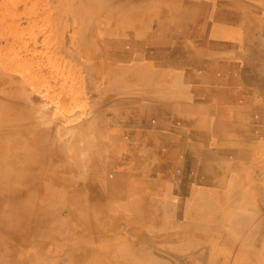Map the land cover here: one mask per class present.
Returning a JSON list of instances; mask_svg holds the SVG:
<instances>
[{
	"label": "bare ground",
	"instance_id": "1",
	"mask_svg": "<svg viewBox=\"0 0 264 264\" xmlns=\"http://www.w3.org/2000/svg\"><path fill=\"white\" fill-rule=\"evenodd\" d=\"M86 7L90 10L87 18L75 10L74 41L80 38L82 45L98 49L101 56L111 47L109 51L126 59L125 64L112 67L114 73L101 77L95 88L83 81L87 86L81 89L74 75L71 86L78 87V92L74 96L66 90L60 97L58 92L52 95L55 87L41 84L38 76L26 88L19 83L25 80V73L20 77L0 71L3 79L14 76L13 83L8 82L13 85L11 100L32 108L31 114L22 113L20 123L28 128L30 135L25 134L36 140L41 160L48 155L61 161L56 167L50 159V172H55L52 182L42 179L43 186L52 183L57 187L44 192L39 201L42 221L48 226L47 219L58 218L48 228L55 230L59 224L62 230L70 227L71 234L83 233L88 225L97 231L94 240L81 235L71 242L74 253L83 251L79 257L67 256L71 250L62 257L43 255L36 264H74L75 258L76 264H264V0H93ZM94 18L102 20L96 22L97 41L90 33L92 26L90 30L82 27L83 20L88 23ZM175 45L196 60L208 52L219 57L214 61L200 58L190 74L166 71V64L160 61ZM64 52L68 56L67 49ZM38 63L43 72L47 70ZM84 72L88 74V68ZM61 86L68 87L67 83ZM116 96L120 99L111 105L109 101ZM7 117L5 110L0 112V130L10 131L16 125L10 124L13 119L4 122ZM8 143L10 149L0 158V193L5 191V185L1 186L5 182L11 183L14 193L7 189L11 197L0 202V226L11 231L21 222L14 216L15 208L24 207L22 212L32 216L36 203L28 200L34 193L30 194L23 175L28 163L19 158L38 154H32L33 150L19 153L23 146L14 149ZM75 145L80 146L76 153ZM110 148L114 150L111 158L107 154ZM68 162L72 168L67 174L77 178L75 185L82 189L69 203L61 192L71 184L64 173ZM149 174L152 179L142 178ZM173 180L179 181L180 199L170 195ZM55 195L56 200H48ZM90 197L97 204L93 208L82 205ZM63 212H67L66 218L59 217ZM2 255L0 251V264Z\"/></svg>",
	"mask_w": 264,
	"mask_h": 264
},
{
	"label": "rangeland",
	"instance_id": "2",
	"mask_svg": "<svg viewBox=\"0 0 264 264\" xmlns=\"http://www.w3.org/2000/svg\"><path fill=\"white\" fill-rule=\"evenodd\" d=\"M13 2L10 4V2ZM16 1V2H15ZM31 1H34V2H31ZM41 1V3H40ZM43 1V2H42ZM44 1H46L47 3H45ZM50 0H26V4L24 2V0H1L0 1V14L1 15H4V16H1L0 17V40H3L0 45V48L2 46V48L0 49V71H8L9 73H15L14 76H17V75H21L23 76V74L25 73L26 75V78L25 80L23 81H19L20 83V86L23 87V86H26V88L28 87V85H31V82L36 78L39 77V79L37 80H40L41 84L44 83L47 84L46 87L49 85H53L55 88L52 89V95H54L55 93H57L58 96H62L65 94L66 90L69 92H67L68 95H76V93L78 92L77 88H73L71 86V79L73 78L72 76L75 75V81H76V84H78V86L80 85V87H82L81 89H85L87 84L92 85L93 88H95L97 86V83L101 80V77L102 79H104L105 76H107L110 72V74L114 73V71H111L112 67L113 66H120L123 64H125L126 62V59L123 57V56H119L121 55V53L119 52H111L109 51L111 49V47L108 48V53L105 55V56H101V52L98 50V49H93L91 46H84L81 44L82 41H80V38L78 39L77 42L74 41V37H73V34L75 33V27H74V22H73V18H74V15H75V10H79V14L81 15V17H84L86 16L89 17V13H90V10L87 9V5L89 3H92L93 0H51L50 2H48ZM72 1V2H71ZM2 2V3H1ZM22 2V3H20ZM8 3V4H7ZM15 3H16V6H15ZM19 3V4H18ZM35 5H34V4ZM43 3V5H42ZM79 3L81 5H79ZM84 3V4H83ZM32 4V5H31ZM7 5V6H6ZM14 5V6H13ZM20 5V6H19ZM30 5V6H28ZM40 7H39V6ZM9 6V8H8ZM20 8H19V7ZM49 7L50 9H47L46 8ZM15 7V8H13ZM23 7V8H22ZM39 7V8H38ZM79 7V8H78ZM12 8V9H11ZM29 9V10H26V9ZM52 8V9H51ZM67 8V9H66ZM8 9V10H7ZM37 9L39 11V14L37 15ZM87 9V10H86ZM6 10H7V13L9 14L10 11V16L6 13ZM14 10V12H13ZM20 10V11H19ZM32 10H36V13L33 15L31 12ZM46 10V11H45ZM65 11V12H64ZM40 12H42V17L43 18L41 19V14ZM49 12V14L47 15V13ZM91 12H92V9H91ZM4 13V14H3ZM18 13V15H17ZM26 15L24 16L23 14ZM32 15H31V14ZM45 13V14H44ZM51 13V14H50ZM54 13V15H53ZM70 13V14H69ZM7 16H6V15ZM30 14V16H29ZM22 15V16H21ZM45 15V16H44ZM8 18H6V17ZM29 16V18H28ZM31 16H33L32 18H34L35 20H33L31 18ZM38 16V17H37ZM16 17V18H15ZM25 19H23V18ZM36 17V18H35ZM40 17V19H39ZM49 17V18H47ZM51 17V18H50ZM72 19H71V18ZM94 15L92 16V19H93ZM5 18V19H3ZM22 18V19H21ZM3 19V20H2ZM38 22H37V20ZM92 19L90 20V22H86V20H83L85 21L83 24H82V27H84L85 29H89L90 30V27L89 26H92L93 28L90 30V33H91V36L93 38L94 41H97L99 38H100V34L99 35H96V32L95 30L97 31V26L96 24L98 23V20L99 19H95L93 20L92 22ZM20 20V21H19ZM48 20V21H47ZM53 20V21H52ZM5 21V22H4ZM19 21V22H18ZM25 23H23V22ZM29 21V22H28ZM40 21V22H39ZM42 21V23H41ZM43 21L45 23H43ZM50 21V22H49ZM63 21V22H62ZM100 22H102V20H99ZM18 22V23H17ZM33 24H31V23ZM49 22V24H48ZM62 22V23H61ZM97 22V23H96ZM5 23V24H4ZM20 23V24H19ZM40 24V25H37ZM6 24H9V25H6ZM19 24V25H18ZM28 24V25H27ZM31 24V25H30ZM34 24H36V26H34ZM5 25V26H4ZM12 25V26H11ZM14 25V27H13ZM46 25V26H45ZM29 28H28V27ZM34 26V27H33ZM39 26H42V27H39ZM6 29V31H4L3 29L4 28ZM8 27V28H7ZM28 29H27V28ZM38 27V28H37ZM51 27V28H50ZM9 28L11 29V31H9ZM13 28V29H12ZM34 28V31L32 30ZM39 28H41L42 30H39ZM60 28V29H59ZM3 33H2V31ZM21 29L22 32H21ZM26 29V30H25ZM44 29V30H43ZM47 29V30H46ZM49 29V30H48ZM51 29V30H50ZM25 30V31H24ZM56 30V32H55ZM70 30V31H69ZM29 31V32H28ZM33 32V34L31 35V33ZM41 33H40V32ZM45 31V33H43ZM47 31H49L47 33ZM68 31V32H67ZM13 32V33H11ZM17 32H20V33H17ZM35 32H38V34L40 33L41 36H39L38 34H36ZM54 32V34H53ZM71 32V33H70ZM94 32V33H93ZM2 33V34H1ZM27 33V34H26ZM29 33V34H28ZM66 33V34H65ZM99 33V32H97ZM8 34V35H7ZM10 34V35H9ZM50 34V35H49ZM2 35H6L7 37L4 38ZM17 38H16V36ZM24 35V36H23ZM32 37H31V36ZM52 35V36H51ZM1 36H2V39H1ZM20 36V37H19ZM35 36V37H34ZM45 36V37H43ZM9 37V38H8ZM28 39H27V38ZM30 37V38H29ZM43 37V38H42ZM50 37V38H49ZM12 38V39H11ZM16 38V39H15ZM24 38V39H22ZM47 39V41L45 39ZM5 39V40H4ZM9 39V40H8ZM14 39V40H13ZM22 40V41H17V40ZM32 39V41H31ZM53 41H52V40ZM55 39V40H54ZM67 39V40H66ZM13 40L12 43H9ZM35 40V41H34ZM43 40V41H42ZM74 42H73V41ZM24 41V42H23ZM57 41V42H56ZM60 41V42H59ZM15 42V43H14ZM24 45H23V43ZM32 44H30V43ZM50 42V43H49ZM63 42V45L61 44ZM9 45H6L8 44ZM20 43V44H19ZM39 43V44H38ZM43 43V44H42ZM53 43V44H52ZM73 43V44H72ZM11 44L13 46H11ZM18 44L20 45L18 47ZM22 44V45H21ZM26 44H28V47H26ZM34 44V46H33ZM37 44V45H35ZM51 44V45H50ZM61 44V45H60ZM69 44V45H68ZM72 44V45H71ZM78 44V46H77ZM178 44V43H177ZM45 46L44 48L41 46ZM53 45V46H52ZM55 45V46H54ZM60 45V46H59ZM71 45V46H70ZM16 46V47H15ZM37 46V47H36ZM41 46V47H40ZM47 46V47H46ZM51 46V47H49ZM57 46V47H56ZM62 46V47H61ZM64 46L66 48H64ZM10 47V48H9ZM15 47V49L13 48ZM25 48L26 50L24 49H21V48ZM29 47H34L33 49L32 48H29ZM80 47V48H79ZM7 48H9L7 50ZM29 48V49H28ZM48 48V49H46ZM64 48V49H63ZM83 48V49H82ZM85 48H88L85 49ZM2 49H5L3 51ZM12 49V50H11ZM14 49V50H13ZM20 49L23 51L20 52ZM37 49V50H36ZM50 49V50H49ZM65 49H67L68 51V56H66V53L64 52ZM73 49V50H72ZM79 49V50H77ZM82 51H81V50ZM17 50V52H16ZM30 50V51H29ZM33 50V51H32ZM35 50V52H34ZM50 51L51 54H49L50 52H46V51ZM14 52L15 53H12L11 52ZM26 51V52H25ZM45 53H43V52ZM10 52V53H9ZM19 52V55L18 54ZM32 52L33 55H31L30 53ZM37 52H38V55L37 56ZM40 52V53H39ZM60 52H64L65 55H61ZM71 52V53H70ZM85 52V53H83ZM87 52V53H86ZM205 52V51H203ZM5 53V54H4ZM7 53V54H6ZM29 53V54H28ZM48 53V54H47ZM59 53V54H58ZM80 53V54H79ZM116 54L118 56H115L113 54ZM10 54V55H9ZM25 54V55H23ZM55 54V55H54ZM83 54V55H82ZM110 54V55H109ZM3 55V56H2ZM6 55V56H5ZM12 55V56H11ZM18 58H17V56ZM23 55V56H22ZM30 57V59H27L26 57ZM75 58H73L74 56ZM82 55V56H81ZM85 55V56H84ZM112 55V56H111ZM166 55V56H164ZM163 58L164 60L160 61L162 65L166 64V67L164 68L166 71H179V72H183V74L185 73H188L189 70L191 71V73L193 72V70L197 67V63L200 61V58H205L206 60L208 61H214V60H218V57L219 55L218 54H211V53H207L206 55L203 54V56H200L199 60H196V58L194 56H192L190 53L188 52H184V50H182L181 48L179 49L177 47V45L174 46V50L173 52H167L166 54H164ZM7 58H5V57ZM34 56V57H33ZM41 56H44V57H41ZM49 56H52L51 58ZM57 57V58H54ZM64 56V57H63ZM13 57V58H10ZM16 57V58H15ZM71 57V59L69 60V58ZM15 58V59H14ZM21 58H25V60L21 59ZM39 58V59H38ZM49 58V59H48ZM58 58H61V60H59ZM64 58V59H63ZM65 58H67V61H64L66 60ZM86 58V60H85ZM4 59V60H3ZM8 60V62L6 63V61ZM10 59V61H9ZM18 59V60H17ZM32 59V60H31ZM42 59V60H41ZM47 59V60H45ZM52 59V60H51ZM76 59V60H75ZM59 60V61H58ZM63 60V61H62ZM3 61V62H2ZM18 63H17V62ZM31 61V63H30ZM41 62L43 64V68H47V70H44V72L42 71V68L38 65L39 63L38 62ZM49 61V62H48ZM77 61V62H76ZM110 61V62H109ZM14 62V63H13ZM22 62V63H21ZM48 62V64H47ZM54 62V64H53ZM63 62V63H62ZM66 62V63H65ZM76 62V63H75ZM90 62V63H89ZM92 62V63H91ZM106 64H105V63ZM113 62V63H112ZM115 62V64H114ZM197 62V63H196ZM10 63V65H9ZM13 63V64H12ZM17 63V65L19 64V67L15 64ZM26 63L29 65H27L26 68H24L26 66ZM35 65H34V64ZM50 63V64H49ZM83 65H81V64ZM88 63V64H87ZM5 64V65H4ZM7 64V65H6ZM34 67H32L31 65ZM47 64V65H46ZM57 64V65H55ZM65 64V65H64ZM67 64V66H66ZM68 64L70 65V67L68 66ZM172 64H174L173 66H171ZM3 65V66H2ZM13 65V67H12ZM21 65V66H20ZM23 65V67H22ZM61 65H64V66H61ZM75 65V66H74ZM81 65L83 68V70L81 69ZM168 65V66H167ZM170 65V66H169ZM31 66V67H30ZM38 66V67H37ZM45 66V67H44ZM51 66V67H49ZM4 67V68H2ZM7 67H9L8 69H6ZM12 67V68H11ZM17 67V68H16ZM22 67V68H21ZM48 67H49V70H48ZM58 67V68H57ZM174 67V68H173ZM28 68V70H27ZM32 68V69H31ZM40 69V71L38 69ZM53 68V69H51ZM54 68H55V71H54ZM61 68V69H60ZM84 68H88V74H86L84 72ZM23 69L22 72H20L21 70ZM26 69V71H25ZM30 69V70H29ZM36 69V71H35ZM57 69H58V72H57ZM63 69L65 70V72H63ZM70 69V70H69ZM11 72H10V71ZM33 70V71H32ZM184 70V71H183ZM14 71V72H13ZM16 71V72H15ZM25 71V72H24ZM32 71V72H31ZM47 71H50V75L49 76H52V77H48V73ZM61 72V74H59ZM69 72L67 74V72ZM82 71V72H81ZM102 71H104L103 73H101ZM28 72V73H27ZM40 72V74L38 73ZM42 72V74H41ZM52 72H55V73H52ZM81 72V73H80ZM96 72V73H95ZM27 73V74H26ZM34 73V74H33ZM66 73V74H65ZM76 73V74H75ZM102 75H101V74ZM46 74V75H45ZM55 74H59V75H55ZM80 74V79L76 78V75L79 76ZM82 74L84 76H82ZM190 74V72H189ZM13 75V74H12ZM12 75L8 76L7 79H3V77L1 76L0 77V101L2 103V105H0V112L5 110L7 113H8V117L7 119H9L7 121V119L4 121V122H9L11 119H13V121L10 123V124H16L14 125L11 130H5V129H2L0 130L1 134H0V138L2 137V139H0V143L1 145L2 144H6V142L10 143L12 147L15 149V147H21L20 149V152L23 150L24 154H27L29 152V150H33V153L32 154H38L36 156V158H25L24 157H20L19 159L23 161H26L28 164L26 165V168H24L23 170V175L25 174V183L29 185L30 187V194H32V197L33 198H30L28 200H31L32 203L31 204H34V208L35 211L33 212L32 216H29L28 214H25L23 213L22 209L21 208H24V207H19L17 206V208H15V212H14V216L21 219V222L19 225H13L12 226V230L11 231H7L5 229H2V227L0 226V251L3 252L4 255H2V264H36V261L38 259H41L44 256H55V254H57V257H62L63 255L66 256V254L68 252H70L72 250L71 248V242H76V238L77 236H81V235H84L85 237H88V238H95V233L97 232L95 230V232L93 230H91V227L88 225L87 227H83V233L84 232H87V233H79L78 232H74V233H70V231L72 230L70 227L66 230H62L60 229L59 227V224L58 225H55L57 226V229H53L52 226H50L48 228L49 225H51L54 221H56L58 218H50V219H47L46 221L49 222L48 223V226L46 224V222L42 221V216L39 215V212H40V209L38 207V204H39V201L40 199H43L41 198L43 195H44V192L46 193H49V191H56L57 187H55L54 184L51 183V185L48 187H45L43 186V182H42V179L43 180H47L48 181H51L52 182V177L55 176V172H50L52 166L50 165V159H52V161L54 162L53 164H55V166L57 167L58 164H60V160L58 162V158H55V157H52L50 158L48 155H46L42 160L40 158V151H39V148L36 144V140L33 141L31 136H29V132H28V128L24 125V123H20V119L22 117V113H23V116H26L28 114H31L32 113V108H29V107H26V106H21L17 101L16 102H13L11 100V97L12 96H9V95H12V94H9V93H12V87L13 85H10L9 83H13V77H11ZM35 75V76H34ZM40 75V76H39ZM61 75V76H60ZM70 75V76H69ZM20 76V77H21ZM38 76V77H36ZM66 77V78H63ZM68 76V78H67ZM87 76V78H86ZM97 76V77H96ZM60 78L58 79V81L56 80L57 78ZM44 78V79H43ZM55 78V79H54ZM62 78V79H61ZM86 78V79H85ZM31 79V80H30ZM53 79V81H52ZM67 80L65 82V80ZM62 80L64 85L65 83H67L68 87L64 88L61 86V84L63 85V83H61ZM96 80V81H95ZM5 83H4V82ZM30 83H29V82ZM46 81V82H44ZM49 81H52L50 82L51 84H49L48 82ZM57 81V82H55ZM88 81V83H83ZM9 82V83H8ZM82 82V83H81ZM108 82H111V77L109 76L108 78ZM4 83V84H3ZM14 83L17 85L18 81H14ZM25 83V84H24ZM55 83H57L58 85H56ZM60 83V84H59ZM70 83V85H69ZM8 85V86H7ZM23 85V86H22ZM84 85H86L84 87ZM4 86L6 87V89H4ZM56 86L58 88H56ZM9 87V89H8ZM70 87V88H69ZM84 87V88H83ZM60 88V89H59ZM69 88V89H68ZM2 89V90H1ZM11 89V90H10ZM65 89V90H64ZM91 89V88H90ZM62 90H64V92H62ZM72 90V91H71ZM74 90V91H73ZM77 90V91H75ZM9 91V92H8ZM7 93H8V96H7ZM61 93V94H59ZM45 96L48 98V96L46 95L45 93ZM19 100H22V98L18 95L17 97ZM119 96H116L113 100H110L109 103L112 105L114 103H116L118 100H119ZM112 101V102H111ZM102 106V105H100ZM110 106V105H109ZM31 109V110H29ZM16 118V119H15ZM94 115L92 116L91 119H94ZM36 123H39L37 121H35ZM37 127H39L37 125ZM100 129L103 128L101 122L98 126ZM102 127V128H101ZM13 128L15 130H13ZM24 129V130H23ZM27 129V130H26ZM5 130V131H3ZM21 130V131H20ZM24 132V133H23ZM25 133H28V134H25ZM6 134V135H5ZM10 134L12 136V138L10 137ZM22 134V136H21ZM24 134V135H23ZM2 135V136H1ZM27 135L29 139H27L25 136ZM5 136V137H4ZM7 136V138H6ZM15 136V137H14ZM19 136V137H17ZM25 138H24V137ZM14 137V138H13ZM21 137V138H20ZM23 137V138H22ZM4 138V140H3ZM9 139V141H8ZM21 139V140H20ZM23 139V140H22ZM13 142H11V141ZM20 140V141H19ZM25 140V141H24ZM29 142H28V141ZM5 141V142H4ZM18 141V143H17ZM8 143V145H9ZM21 143V145L19 144ZM29 143H30V146H29ZM28 144V145H27ZM0 145V158L3 157L2 154H4L5 152H7L8 147L7 145L4 146H1ZM26 146V147H24ZM4 147V149H3ZM28 147V148H27ZM79 145H75L73 147V150H75V153L79 150ZM12 148V149H13ZM78 149V150H77ZM3 150V151H2ZM27 153H26V152ZM107 154H109V157H113L114 156V150L112 148L110 149H107ZM42 154H45V153H42ZM163 154V153H162ZM72 155V154H71ZM48 158V159H47ZM53 158L55 159V161H57L58 163L56 164V162L53 160ZM30 163V164H29ZM37 164V166H35ZM41 163V165L39 164ZM31 164H32V167H31ZM67 164L68 165V171L64 170L65 172L64 173H68L69 174V171L71 170V165L70 163L68 162ZM120 165V164H119ZM28 166V167H27ZM59 166V165H58ZM51 167V168H50ZM27 169V170H26ZM36 169V170H35ZM108 169V168H107ZM30 170V171H28ZM32 170V171H31ZM27 171V172H26ZM26 172V173H25ZM18 173H20L18 171ZM67 174V179L71 182L70 184V188L65 190V189H62V193L64 194V198L63 200L67 201L68 203L70 202L71 198L77 196V194L81 193L82 189L81 188H78L76 185H75V182L77 180V178H71L70 175ZM37 175H40L39 178H36ZM152 175L150 176L147 175V176H142V178H148V180L152 179ZM11 183L9 182H5L3 184H1V186L5 185V191L7 189H10V193L13 194L14 193V190L9 187ZM179 184V181L177 180H173V181H170L169 183V192H170V195H174L176 197H182L181 194L179 192H181L179 189H178V185ZM73 185V186H72ZM189 186V185H188ZM187 186V188H188ZM192 186V185H190ZM9 187V188H8ZM72 187V188H71ZM46 189V191H45ZM2 192L1 190V193H0V202L7 199V198H10L11 197V194L10 193H7L6 192ZM187 191V190H186ZM185 191V192H186ZM56 194V193H55ZM59 194V193H58ZM71 194V195H70ZM51 195H54V194H51ZM189 196H191V194H188ZM25 196V195H24ZM188 196V197H189ZM23 197V196H22ZM21 197V198H22ZM57 195H55V198L49 196L48 197V200H56L57 199ZM85 197L87 198L88 196L85 195ZM91 198V197H90ZM179 198V199H180ZM48 204V203H47ZM1 205V204H0ZM82 205H88L87 207L89 208H93L96 204L95 200L94 199H88L87 202H85L84 204ZM0 209H1V206H0ZM66 215H67V212H63L62 214H60V218H66ZM76 223V222H75ZM73 224V223H72ZM71 224V225H72ZM65 226H68L67 223L65 222L64 223ZM46 227V228H45ZM72 227V226H71ZM45 228V229H44ZM85 230V231H84ZM72 235V236H71ZM75 237V238H74ZM94 240V239H93ZM3 246V247H2ZM5 247V248H4ZM22 247V248H21ZM6 249H8V252ZM30 252H29V250ZM35 249V250H34ZM74 249V248H73ZM28 250V251H26ZM34 250V251H32ZM75 250V249H74ZM74 250H72L67 256H77L79 257L80 255L83 254V251L79 252V253H74ZM5 251V252H4ZM51 252H54V253H51ZM7 253V254H6ZM20 253V254H19ZM72 254V255H71ZM76 254V255H75ZM74 264H76V258L74 260Z\"/></svg>",
	"mask_w": 264,
	"mask_h": 264
}]
</instances>
